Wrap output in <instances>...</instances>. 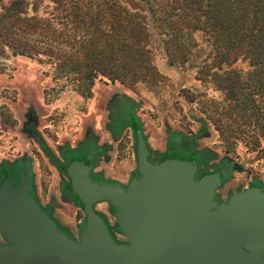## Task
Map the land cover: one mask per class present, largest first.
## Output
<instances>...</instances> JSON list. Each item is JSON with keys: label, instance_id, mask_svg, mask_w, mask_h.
Returning a JSON list of instances; mask_svg holds the SVG:
<instances>
[{"label": "water", "instance_id": "95a60500", "mask_svg": "<svg viewBox=\"0 0 264 264\" xmlns=\"http://www.w3.org/2000/svg\"><path fill=\"white\" fill-rule=\"evenodd\" d=\"M138 140L139 176L126 187L92 182L89 158L69 166L70 191L85 213L86 227L77 239L41 210L25 172L17 182L10 174L2 179L0 264H264L260 189L218 202L219 175L197 180L191 163L152 164L142 137ZM96 204L107 206L126 242L112 238L93 210Z\"/></svg>", "mask_w": 264, "mask_h": 264}, {"label": "rangeland", "instance_id": "374dc122", "mask_svg": "<svg viewBox=\"0 0 264 264\" xmlns=\"http://www.w3.org/2000/svg\"><path fill=\"white\" fill-rule=\"evenodd\" d=\"M10 1L3 0L0 8L6 7ZM82 1L96 7L107 0ZM26 2L31 4L30 16L46 19L56 14L53 0ZM57 23L53 24L60 28ZM153 32L149 50L158 77L144 82L121 85L99 78L90 90L83 91L72 78L60 76L48 58L14 57L7 50L5 57L0 59V161L19 158L23 153L33 158L42 204H46L51 195L58 197V190L44 156L31 141L21 136L19 116L23 102L29 98L39 110L40 134L47 147L55 152V148L63 142L68 140L73 143L81 138L83 128L90 122L95 128L100 127V113L97 111L100 97L111 90L125 91L141 104L139 117L152 147H164L166 130L193 134L203 122L209 132L207 138L201 141V147H208L220 156H229L244 167L243 173H234L227 188L247 184L254 179L264 184V129L260 118L258 115L248 118L246 108H236L234 103L229 102L211 75L204 77L199 74L203 66L210 63L205 40L198 35L192 37L197 47L188 62L184 65L181 61L172 64L169 56L174 50L169 41L158 30ZM231 69L235 70V78L240 74L241 79L246 80L250 72L249 62L240 59ZM218 71L212 69L211 73ZM238 96L241 97V94ZM256 99V106L264 104V96ZM128 146V142H123L118 147V160L128 158L131 162L123 169L126 172L133 168ZM96 211L105 216L110 226H115L113 215L106 205H100ZM55 216L75 233L82 219V215L73 209L56 211ZM116 237L126 240L120 234Z\"/></svg>", "mask_w": 264, "mask_h": 264}, {"label": "trees", "instance_id": "16d2710c", "mask_svg": "<svg viewBox=\"0 0 264 264\" xmlns=\"http://www.w3.org/2000/svg\"><path fill=\"white\" fill-rule=\"evenodd\" d=\"M53 3L56 14L46 19L30 16L26 0L0 8V59L7 50L14 57L48 58L60 76L88 91L99 78L121 85L156 79L149 50L153 31L174 50L170 63L183 65L198 35L207 43L210 62L199 74L211 75L227 100L246 108L248 118L258 115L264 129V104L256 106V98L264 96V0H107L96 7L82 0ZM240 59L249 62L246 80L240 74L235 78L231 69ZM40 144L50 157L51 150ZM97 214L108 226L105 216Z\"/></svg>", "mask_w": 264, "mask_h": 264}, {"label": "flooded vegetation", "instance_id": "af4514ba", "mask_svg": "<svg viewBox=\"0 0 264 264\" xmlns=\"http://www.w3.org/2000/svg\"><path fill=\"white\" fill-rule=\"evenodd\" d=\"M97 111L100 113V127L95 128L91 122L82 130L81 138L75 142L65 141L51 151V156H46L40 142H44L41 136V116L39 110L32 101L26 99L20 110L19 122L21 136L31 141L38 151L44 156L50 171L53 174L54 184L58 190V197L49 196L46 204H42L38 196V182L34 171V160L31 156L14 158L12 162H0V180L10 174L17 182L18 174L25 172L30 181V194L41 210L54 222L55 225L72 239H77L85 224V213L78 198L70 191L71 180L67 176L70 165L90 160L88 177L92 182L120 184L123 187L139 176L137 164L138 137L141 136L147 150V158L152 164H159L166 160H178L187 162L197 167L195 179L200 180L206 176L219 175L221 186L216 191L215 199L218 202H226L234 193L250 189H260L264 193V184H257L256 179L247 184H238L233 188H227L232 181L234 173H243L244 167L240 166L229 156H220L208 147H201L202 140L207 138L206 125L202 122L193 134L181 131L166 130L163 148L152 147L148 135L144 130V123L139 117L141 104L128 95L125 91L111 90L102 97ZM129 144L128 149L132 154L133 168L127 172L131 165L128 158L119 161L118 147L122 143ZM45 143V142H44ZM124 164V165H123ZM126 164V165H125ZM102 204V203H101ZM101 204H96L93 210ZM73 209L82 215L81 222L72 231L62 224L55 216L56 211ZM105 222V221H104ZM108 230L115 241L119 240V234L115 228L108 224ZM1 240V238H0ZM264 258V256H263Z\"/></svg>", "mask_w": 264, "mask_h": 264}, {"label": "crops", "instance_id": "0c3cea01", "mask_svg": "<svg viewBox=\"0 0 264 264\" xmlns=\"http://www.w3.org/2000/svg\"><path fill=\"white\" fill-rule=\"evenodd\" d=\"M100 207V206H99Z\"/></svg>", "mask_w": 264, "mask_h": 264}]
</instances>
